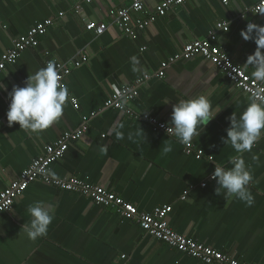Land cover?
<instances>
[{
    "label": "crops",
    "instance_id": "crops-1",
    "mask_svg": "<svg viewBox=\"0 0 264 264\" xmlns=\"http://www.w3.org/2000/svg\"><path fill=\"white\" fill-rule=\"evenodd\" d=\"M132 1L97 0L89 5L84 0L0 3V57L10 48L13 38L45 20L52 21L47 33L38 38V47L27 49L0 72V83L7 86L0 90V192L63 132L77 130L83 115L97 112L79 141L51 165L52 176L74 177L103 186L142 213L171 206L165 221L172 231L242 263L264 264V133L250 152L243 153L252 169L253 180L248 185L254 198L251 206L227 198L223 190L218 196L216 181L209 179L216 166H232L229 161L237 154L230 144L223 143L222 137H226L229 126L227 117L232 112L239 115L249 96L230 84L211 63L195 56L169 65L163 79L152 78L126 104L139 114L170 124L173 104L208 95L212 110L221 111L192 140L205 156L201 160L185 155L174 136L154 132L146 122L103 106L117 87L146 74L154 75L161 63L199 39H209L252 77L254 69L246 60L257 46L253 39L245 40L241 31L247 20L264 26V14L248 13L258 0H227L226 5L223 0H188L144 30L135 31V37L111 25L109 17L111 11L128 7ZM139 1L143 11L133 18L154 13L162 0ZM87 22L105 23L109 28L96 36L85 29ZM218 23H226L227 32L217 30ZM80 55H86L88 62L64 79L70 95L55 124L39 135L19 129L15 122L8 125L6 97L13 85L23 87L27 76L50 60L66 63ZM133 55L140 61V70L135 72L130 62ZM71 99L77 101L78 110ZM117 123L123 124L121 140L112 131ZM139 128L144 140L136 135ZM169 143L172 152L162 154ZM203 182L205 188L200 187ZM185 191L186 198L182 200ZM36 201L51 205L54 219L46 236L31 241L21 226L30 222L27 208ZM0 264L203 263L147 235L135 222L122 219L114 208H102L81 194L34 182L14 201L9 212L0 215Z\"/></svg>",
    "mask_w": 264,
    "mask_h": 264
},
{
    "label": "built area",
    "instance_id": "built-area-1",
    "mask_svg": "<svg viewBox=\"0 0 264 264\" xmlns=\"http://www.w3.org/2000/svg\"><path fill=\"white\" fill-rule=\"evenodd\" d=\"M3 1L0 0V3ZM95 1L97 0H84V3L89 5ZM187 1L162 0L154 13L149 14L145 18H133V15L143 11L142 3L139 0H133L128 7L110 12V24L118 27L125 35L135 37V31L144 30L157 18L165 17L174 8L183 6ZM222 2L224 5L227 4V0H223ZM77 8L80 9L79 7ZM261 10H264V0H258L248 10V13L257 16L261 13ZM250 22L247 20L246 25ZM51 25V20H45L30 28L26 34L13 38L10 48L0 57V72L4 71L7 65L14 63L27 49L38 47V38L45 35ZM215 27L217 30L223 32H227L228 30L226 23H218ZM108 28V24H96L94 22H87L85 26L87 31L95 33L96 36L103 35ZM212 35L213 33L209 34L210 37ZM195 56H201L205 61L211 63L230 84L244 95L250 97L253 92H259V99L264 100V85L262 83L248 75L242 67L236 65L231 60L224 50L212 45L209 39H199L184 45L178 54L169 58L166 62L161 63L160 70L154 75L146 74L132 83L117 87L104 102V108L119 110L129 118L146 122L154 132H161L167 136H173L166 131L170 124L146 113L139 114L126 104L136 98L139 88L146 85L152 78L163 79L169 65L180 60H189ZM87 62L88 57L86 55H80L78 59H71L66 63L56 62V70L62 77L61 83L64 82V79L73 70L82 67ZM46 64L47 62L45 66ZM70 102L75 110L79 109V105L75 99H71ZM96 115L97 112H93L88 116L83 115L81 117V125L77 130L63 132L57 140L45 147L43 153L34 159L16 180L12 181L0 192V215L11 210L14 201L22 196L31 183L41 182L61 191L81 194L102 208L116 209L122 219L135 222L147 235L203 264H246L226 253L216 251L197 240L184 237L172 231L165 221L171 212V206L155 208L151 213H142L133 204L126 202L103 186L90 185L74 177L56 178L52 176L50 174L51 165L63 158L71 144L79 141L88 129L89 120ZM182 146L183 152L187 156H193L196 160H201L205 157L203 152L198 150L192 142L187 145L182 144ZM206 159L211 161L210 157H206ZM211 176L212 174L209 176V179L214 181V179H211ZM205 186V182L200 184L201 188H205ZM186 194L187 191L181 197L182 200L186 198Z\"/></svg>",
    "mask_w": 264,
    "mask_h": 264
},
{
    "label": "clouds",
    "instance_id": "clouds-1",
    "mask_svg": "<svg viewBox=\"0 0 264 264\" xmlns=\"http://www.w3.org/2000/svg\"><path fill=\"white\" fill-rule=\"evenodd\" d=\"M261 13L264 14V10H261ZM241 36L245 40H254L257 47L254 53L247 57L246 64L254 69L251 73L252 77L258 82H264V26L250 22L246 25V29L241 31ZM130 62L134 72L140 70L137 56H131ZM55 65V60L48 61L45 67L27 76L23 87L13 85L11 91L7 92L6 98L9 104L6 120L9 126L15 122L18 123L19 129L39 135L62 117L70 94L68 87L61 83L62 77ZM6 88L5 84L0 83V90ZM259 97V92H253L247 106L239 115L232 112L227 117L229 126L226 129V137H222V140L224 144H230L237 155L230 159L229 163L232 165L230 168L216 166L211 176V179L216 181L215 192L218 196L223 190L224 196L238 199L247 206L254 203V198L248 189L253 176L251 167L243 158V153L250 152L264 133V100ZM220 111L212 110L208 95H197L180 100L172 106L170 126L166 131L178 142L190 144L194 137H199L201 129L204 130ZM122 128L123 124L117 123L112 129L117 140L124 138ZM136 135L144 140V132L140 128ZM172 150V145L166 144L162 154L166 155ZM27 212L31 220L21 226L26 237L36 241L46 236L49 225L54 219L53 207L36 201L28 206Z\"/></svg>",
    "mask_w": 264,
    "mask_h": 264
}]
</instances>
